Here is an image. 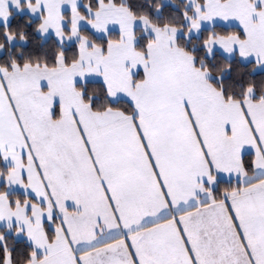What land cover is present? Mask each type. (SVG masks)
<instances>
[{"label": "snow or ice", "instance_id": "obj_1", "mask_svg": "<svg viewBox=\"0 0 264 264\" xmlns=\"http://www.w3.org/2000/svg\"><path fill=\"white\" fill-rule=\"evenodd\" d=\"M0 264H264V0H0Z\"/></svg>", "mask_w": 264, "mask_h": 264}, {"label": "trees", "instance_id": "obj_2", "mask_svg": "<svg viewBox=\"0 0 264 264\" xmlns=\"http://www.w3.org/2000/svg\"><path fill=\"white\" fill-rule=\"evenodd\" d=\"M152 2L155 3V0H152ZM17 20H18V16H17V14H14L13 15V20L10 23H13L14 24V23L17 22ZM229 29H233L234 30L235 28H230L229 27Z\"/></svg>", "mask_w": 264, "mask_h": 264}, {"label": "crops", "instance_id": "obj_3", "mask_svg": "<svg viewBox=\"0 0 264 264\" xmlns=\"http://www.w3.org/2000/svg\"><path fill=\"white\" fill-rule=\"evenodd\" d=\"M12 11H13V14H16V13H15V9H12ZM227 27H228V28H229V27H230V28H236L237 25H235V24H230V25H228Z\"/></svg>", "mask_w": 264, "mask_h": 264}]
</instances>
